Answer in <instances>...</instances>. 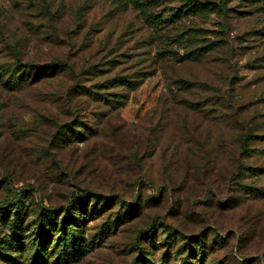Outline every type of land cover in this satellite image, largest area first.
Instances as JSON below:
<instances>
[{"label":"rangeland","instance_id":"rangeland-1","mask_svg":"<svg viewBox=\"0 0 264 264\" xmlns=\"http://www.w3.org/2000/svg\"><path fill=\"white\" fill-rule=\"evenodd\" d=\"M198 1L222 7L155 29L124 0H0V75L17 60L65 65L16 92L0 86V204L23 202L25 226L83 191L113 198L88 218L83 236L97 243L73 264H159L165 251L180 264L158 245L167 225L179 248V235L200 234L196 264H264V200L227 183L238 165L241 181L264 166V0ZM157 3L164 19L181 0ZM193 47L211 50L190 59ZM71 122L83 138L58 147L57 126ZM120 202L141 210L98 241ZM151 224L153 245L138 237Z\"/></svg>","mask_w":264,"mask_h":264},{"label":"trees","instance_id":"trees-1","mask_svg":"<svg viewBox=\"0 0 264 264\" xmlns=\"http://www.w3.org/2000/svg\"><path fill=\"white\" fill-rule=\"evenodd\" d=\"M124 3L132 5L135 10H142L143 12H149L146 14L145 21L151 27L155 29H161L165 24L178 22L188 17H194L198 15L216 13L221 10L219 4L209 1L198 0H181L178 8L174 9L168 17L162 19L161 16L153 13L155 8L159 6L157 0H147L142 2L141 0H124ZM147 10V11H146ZM195 35L189 37V47L192 48L194 44ZM188 39V38H187ZM193 50H189L187 56L190 59L202 56V51L211 50L210 47H193ZM58 62H52L46 65L35 64H22L17 60L14 64V68L3 69L1 73L2 80H0V86L7 92H16L23 87L33 84L37 79L46 76L55 75L60 69L64 68ZM187 84L185 81H182ZM130 81H124L121 83L123 86H130ZM107 94V93H106ZM105 93L101 95L104 99ZM110 102H113L109 99ZM76 123L71 122L70 125L57 126L55 132L59 134L55 138L57 140L56 145L58 147L68 145L75 140L83 138V130L77 129ZM251 133H245L242 138V144L253 138ZM243 152H246V144L241 146ZM239 166L234 174H232L227 181L229 185H235L239 187V190L247 195H252L256 200H264V166L259 168H252L246 166L244 168L245 175L251 176L250 180L241 181L239 175ZM88 191H83L81 196L74 199L70 204L64 207H49L40 208L36 213L32 223L29 222L25 226L23 222L25 220L27 209L23 205V202L15 200L6 201L0 204V222L7 220L8 214L12 213V219L8 218V229L11 231L10 237L8 235L0 236V262L4 264H73L79 262L87 253L93 250L94 245L97 243L93 238L86 240L83 236L84 225L88 218H92L96 215L100 216L104 208L110 207L112 203V197H102L98 194H93L89 198ZM153 196V195H152ZM238 194L235 195L231 205L239 204ZM155 200V199H154ZM229 203V204H230ZM226 205L224 202L220 205ZM122 203L120 202V208ZM123 212L121 215L116 213L114 219H109L99 227V234L97 239L107 237L110 229L123 222L125 219L136 216L141 207H137L135 203H129L127 206H123ZM230 207V206H229ZM31 223V224H30ZM32 226V227H31ZM160 235L164 236L158 245L165 247H174V259H179L180 264H196L206 260L207 251L204 247V241L201 239L200 234L195 236H181L179 239L182 243L180 247L179 241L167 242L172 236V240L177 238L176 234L173 235L172 231L167 229V226H162ZM27 233L28 236L22 238L23 233ZM166 232V233H165ZM144 235L149 239L151 245L155 244L157 240V229L154 224H151L148 228L139 232V236ZM102 237V238H101ZM27 239V241H25ZM183 239V240H182ZM174 242V243H173ZM188 248V250H187ZM183 252L186 256H181ZM26 253V254H25ZM26 257L24 258V256ZM28 256V257H27ZM150 256V255H149ZM25 259V260H24ZM170 259V255L167 251L161 254L159 264H166ZM136 264H155L153 257H149V261L145 258H141Z\"/></svg>","mask_w":264,"mask_h":264}]
</instances>
